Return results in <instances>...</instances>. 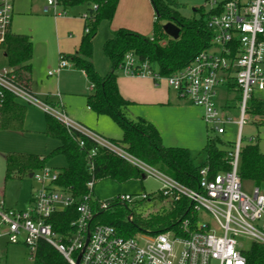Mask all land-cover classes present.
Instances as JSON below:
<instances>
[{
	"label": "built area",
	"instance_id": "obj_1",
	"mask_svg": "<svg viewBox=\"0 0 264 264\" xmlns=\"http://www.w3.org/2000/svg\"><path fill=\"white\" fill-rule=\"evenodd\" d=\"M14 2L0 0V45L10 31ZM59 5L60 0H46L44 12L65 15L64 10H58ZM204 8L210 15L212 47L174 75L163 77L152 72L147 63L138 75L150 76L159 82L165 79L181 98L203 110V120L216 135H226L230 124L238 125L239 136L230 154L231 170L210 179L208 168H204L197 189H191L137 158L124 146L75 123L66 115L62 104L52 105L42 100L19 84L10 71L0 70V108L5 94L10 93L22 103L31 104L56 118L71 135L72 130L78 131L94 144L88 162L92 179L87 183L86 195L77 198L72 191L57 187L59 171L46 167L33 173L32 178L41 188L28 209L8 208L4 201L0 202V264L4 258L3 243L7 247L24 244L35 261L38 245L44 241L70 264H247L240 240L264 245V185L256 186L249 195L243 191L239 175L242 132L250 118L249 102L255 94H264V0H205ZM87 18L84 14L83 19ZM85 31L88 33L89 28ZM67 68L73 69V65L61 59L59 67L48 74L57 76ZM122 68L127 74L136 75L132 55L126 57ZM221 85L229 89L234 87L239 92L236 121L223 114L215 104L217 88ZM254 142V138L249 140V144ZM79 144L84 147L85 141L80 140ZM101 149L136 167L143 176L157 179L161 183L158 195L163 199L171 203L183 198L189 200L198 215V229L189 233L186 221V236L166 232L158 235L138 233L126 238L114 226L97 222L94 204L101 210H108L152 199L145 193L135 197L123 194L107 201L97 199L92 158ZM72 207H76L78 217L72 221L71 231L62 235L54 230L50 221L55 214ZM205 214L212 223L204 220ZM129 220H133L132 214Z\"/></svg>",
	"mask_w": 264,
	"mask_h": 264
},
{
	"label": "trees",
	"instance_id": "obj_2",
	"mask_svg": "<svg viewBox=\"0 0 264 264\" xmlns=\"http://www.w3.org/2000/svg\"><path fill=\"white\" fill-rule=\"evenodd\" d=\"M60 3L65 9L79 5L86 7L85 14L88 18L84 20V28L85 30L89 28V32H84L77 53L61 55V59L70 62L73 69L85 73L92 89L91 94L87 96L88 107L97 116L109 115L122 128L124 137L116 143L191 189H197L204 168H208L210 179L231 170L230 154L233 152L234 143L225 141L223 136L208 135L205 147L207 160L197 166L189 149L165 146L160 132L151 122L143 118L136 120L129 118L128 108L131 103L121 95L116 74V71L124 66L128 55L134 57L136 75L142 71L145 63L152 72L163 77L174 75L187 67L197 55L212 47L210 15L204 7L197 10L200 13L199 19H186L180 14L179 6L175 2L151 0L156 15L153 36L148 37L127 28L114 31L104 45V52L111 61L112 71L102 77L94 65L93 41L100 22L113 20L119 0H60ZM160 21L171 22L180 27L179 37L171 38L164 30L165 25H161ZM0 50L6 55V66L0 70L10 71L19 84L33 93L29 86L33 57L31 38L9 31L5 42L0 45ZM249 108L250 115L257 119L258 124H264V94H255L249 102ZM26 109L27 107L20 104L12 94L6 93L0 108V129L22 131ZM46 130L50 137L59 140L58 148L45 157L9 153L6 157L7 176L15 171L30 176L46 168V163L51 157L63 155L67 160V166L59 170L56 186L72 191L77 198L86 195L87 183L92 179L88 162L94 144L78 131L72 130L71 135L61 122L50 115H46ZM80 140L85 141L84 147H80ZM92 161L95 166L93 176L96 182L105 177L120 182L131 178L141 180L146 178H143L139 169L107 150H99ZM239 175L242 181H252L259 187L264 185V154L257 143L242 146ZM157 198L163 199L162 195H157ZM171 204L170 210L150 217L143 225L134 219L130 221L129 212L124 207L112 214L109 209L101 210L94 204L95 220L114 226L118 233L126 238L134 237L138 233L158 235L166 232L186 236L188 234L184 231L186 221L189 222V233L196 231L198 215L193 204L185 198ZM77 217L76 207H72L55 214L50 222L56 232L64 235L71 231V223ZM244 255L247 264H264V245L253 242L250 250L244 252ZM34 264L70 263L54 247L42 241L38 245Z\"/></svg>",
	"mask_w": 264,
	"mask_h": 264
},
{
	"label": "rangeland",
	"instance_id": "obj_3",
	"mask_svg": "<svg viewBox=\"0 0 264 264\" xmlns=\"http://www.w3.org/2000/svg\"><path fill=\"white\" fill-rule=\"evenodd\" d=\"M21 1L26 11L14 15L12 31L33 38L32 64L36 95L39 98H44L60 93L66 115L72 121L100 134V136L103 135L120 142L124 137V132L117 122L109 115L97 116L93 110L87 109V96L91 91L90 84L82 71L67 68L62 70L58 76H48L50 71H55L59 67L60 53L68 52L66 46H69L73 52L76 50L78 41L76 43L74 38L83 32L82 20H84L85 6L79 5L68 9L62 5L58 6L59 11L66 12L64 17L70 16L74 20V26H68L58 24L54 12L48 15L43 14V8H40L43 0ZM171 1L179 6L180 14L186 19H199L200 13L197 10L205 6V0ZM149 6L152 10V17L150 18V15L146 13V15L138 17L137 20L149 28L148 32H143V34L152 37L156 15L151 0H149ZM167 23V21H160L161 25ZM113 31L111 22L102 20L93 41L94 65L102 77L112 71V64L104 52V45L111 38ZM116 74L120 92L134 102L128 109L129 118L136 120L140 117L151 121L160 132L166 145L187 147L192 151L195 164L197 166L204 164L207 160L205 151L207 137L208 135L216 136V134L203 120V110L192 103L178 100L165 79L159 82L150 76L127 74L123 68H119ZM217 92L215 98L217 108L234 121L238 120L239 92L234 87L227 89L224 85L219 86ZM52 99L55 100L53 97ZM226 105L229 108H226ZM26 107L22 131L0 129V202L4 201L8 208L23 210L29 208L31 196L38 193L41 185L22 172L15 171L7 176V155L20 153L45 157L60 145L59 140L47 134V114L31 104H27ZM238 136V125H228L227 133L223 138L227 142L234 143L233 151ZM251 138L255 139L254 144L257 143L260 151L264 154V124H258L257 119L250 115L242 132L243 145L249 144ZM46 165L59 171L67 166V160L63 155H55L48 159ZM242 186L243 191L249 195H252V191L256 187L252 181H243ZM160 188L161 183L153 177H146L143 180L131 178L121 182L105 177L96 182L94 194L100 201L111 200L123 194L134 197L143 193L151 195L152 199L147 201L138 200L128 207L117 205L109 209V212L113 214L124 207L129 215L132 214L134 220L143 225L145 220L171 208L170 201L157 198ZM204 218L205 221L212 223V219L208 215L205 214ZM240 242L242 250L245 252L250 250L252 245L250 240L241 239ZM1 251L4 256L2 264H34L35 262L24 244L7 247L3 243Z\"/></svg>",
	"mask_w": 264,
	"mask_h": 264
},
{
	"label": "crops",
	"instance_id": "obj_4",
	"mask_svg": "<svg viewBox=\"0 0 264 264\" xmlns=\"http://www.w3.org/2000/svg\"><path fill=\"white\" fill-rule=\"evenodd\" d=\"M46 6V0H43V3L41 4V6H40V8L42 7L43 8V10H42V12H43V14L44 15H48V14H50L52 11H50V12H48V13H45L44 12V7ZM33 7V4H32V2H31V8ZM25 9H24V5H23V3H22V1L21 0H15V2H14V13H13V18H14V15L16 14V13H25ZM28 11V10H27ZM33 11V10H32ZM85 11H86V7H85ZM146 13L148 14V15H150V18L152 17L151 15H152V10H151V8H150V6H149V0H119V5H118V8H117V11H116V14H115V16H114V18H113V20L112 21H110L111 22V24H112V26H113V28H114V31H116V30H118V29H120V28H127V29H130V30H133V31H137V32H139L140 34H142V35H144L143 34V32H145V33H147L148 32V29L149 28H147L142 22H140V21H138L137 20V18L138 17H141L142 15H146ZM65 15H61V16H56V21L58 22V24H64V25H68V26H74L73 24V22H74V20L70 17V16H68V17H64ZM137 20V21H136ZM140 20V19H139ZM12 21H13V19H12ZM83 22H82V24H83V26H82V28H83V32H82V34H80V35H78V36H76L74 39H75V42L77 43V41H78V47L76 46L75 47V49L76 50H74V52H73V50L72 49H70V47L69 46H66L67 48H68V52L67 53H64V52H61L60 53V59H61V55H73V54H75V53H77V51H78V49H79V46H80V43H81V40H82V38H83V36H84V32H85V28H84V26H85V21L84 20H82ZM60 22V23H59ZM76 26V25H75ZM145 26V27H144ZM113 31V32H114ZM10 32H12V33H15V34H21V33H16V32H13L12 31V23H11V27H10ZM113 32H112V35H113ZM23 35H26V34H23ZM27 36H29V35H27ZM30 38H31V41H32V43H33V38L31 37V36H29ZM112 37V36H111ZM33 45H34V43H33ZM75 46V45H74ZM5 58H6V55L3 53V51L2 50H0V69L1 68H3V67H5L6 66V60H5ZM31 67H32V73H31V80H30V87H31V89H32V91H33V93H35V94H37L36 93V91H35V88H34V79H33V75H34V72H33V64H32V60H31ZM84 73V72H83ZM85 74V73H84ZM59 75V74H58ZM57 75V76H58ZM48 76H49V74H48ZM86 76V75H85ZM49 77H55V76H49ZM86 79H87V77H86ZM88 80V79H87ZM119 81V80H118ZM89 82V81H88ZM118 86H119V82H118ZM170 88V87H169ZM171 89V88H170ZM227 89H229L228 87H227ZM172 90V89H171ZM90 91L92 92V89H91V86H90ZM119 91H120V89H119ZM174 91V90H173ZM91 92H90V94H91ZM175 92V91H174ZM121 93V92H120ZM175 94H176V97H177V99L178 100H184V101H187V102H189L188 100H186V99H183V98H181L178 94H177V92H175ZM121 95H122V93H121ZM125 99H127L126 98V96H124V95H122ZM52 97L53 98H55V100L54 99H52ZM42 100H44V101H46V102H48V103H50V104H52V105H59V104H62V109L65 111V106H64V104H63V102H62V96L60 97V98H58L57 97V95L56 94H54V95H51V96H47V97H44V98H41ZM56 99H57V101H56ZM60 99H61V101H60ZM17 100V99H16ZM59 100V101H58ZM127 100H129V99H127ZM20 104H22V105H25V106H27L26 104H24V103H22L21 101H19V100H17ZM130 101V103L131 104H133L134 102H132L131 100H129ZM62 102V103H61ZM189 103H191V102H189ZM130 104V105H131ZM168 104H170L169 102H168ZM130 107V106H129ZM199 108V107H198ZM226 108H229L228 107V105H226ZM87 109L88 110H91L88 106H87ZM129 109V108H128ZM65 113H66V111H65ZM140 117H138V118H136V119H139ZM132 119V118H131ZM135 120V119H134ZM146 120V119H145ZM147 121H149V120H147ZM149 122H151V121H149ZM152 123V122H151ZM153 124V123H152ZM154 125V124H153ZM155 126V125H154ZM156 127V126H155ZM96 133V132H95ZM98 134V133H97ZM98 135H100V134H98ZM102 137H104V138H106V139H108V140H111V141H114V142H118V140H112V139H110V138H107V137H105V136H103V135H101ZM163 143H164V141H163ZM164 145L165 146H167V147H180V146H173V145H166L165 143H164ZM181 147H183V148H187V147H184V146H181ZM187 149H189V148H187ZM190 150V149H189ZM191 151V150H190ZM192 152V151H191ZM33 197H34V195H32L31 196V198H30V204H31V202H32V199H33ZM5 203V202H4ZM6 205V204H5ZM7 206V205H6ZM19 210H23V209H19Z\"/></svg>",
	"mask_w": 264,
	"mask_h": 264
},
{
	"label": "water",
	"instance_id": "obj_5",
	"mask_svg": "<svg viewBox=\"0 0 264 264\" xmlns=\"http://www.w3.org/2000/svg\"><path fill=\"white\" fill-rule=\"evenodd\" d=\"M164 30L171 38L174 39H177L180 35V27H178L176 24L171 22L167 23L164 26ZM30 177L32 178L33 174H31ZM143 178H145V176H143Z\"/></svg>",
	"mask_w": 264,
	"mask_h": 264
}]
</instances>
